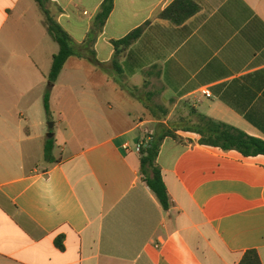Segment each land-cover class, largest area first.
I'll use <instances>...</instances> for the list:
<instances>
[{
	"label": "crops",
	"instance_id": "0c3cea01",
	"mask_svg": "<svg viewBox=\"0 0 264 264\" xmlns=\"http://www.w3.org/2000/svg\"><path fill=\"white\" fill-rule=\"evenodd\" d=\"M104 1L47 7L80 44ZM139 28L120 73L112 42ZM94 49L104 70L70 58L52 88L46 161L59 46L34 0H0V264H239L249 250L264 264V155L176 131L157 158L165 210L135 150L192 110L264 142V0H114Z\"/></svg>",
	"mask_w": 264,
	"mask_h": 264
},
{
	"label": "trees",
	"instance_id": "16d2710c",
	"mask_svg": "<svg viewBox=\"0 0 264 264\" xmlns=\"http://www.w3.org/2000/svg\"><path fill=\"white\" fill-rule=\"evenodd\" d=\"M43 16V22L49 36L58 44L59 51L53 56L50 73L47 77L49 86L44 95V109L48 121H52L50 98L51 91L57 79L70 58L77 57L87 60L93 66L105 69V65L97 59L94 45L96 42V33L101 32L108 20L114 6V0H105L99 13L94 20V27L83 43H77L70 34L55 20L47 7L49 0H34ZM143 32L139 28L121 40L113 41L115 55L112 66L115 70L122 72L119 64V58L125 55L131 44L136 42ZM131 95H135V89L129 86H123ZM167 116L168 111H163ZM197 116V121L192 119H183V124L172 126L171 129L159 125L152 136L150 142L145 145L140 153V172L151 191L155 194L163 209L168 210L171 206V200L157 158L161 145L165 138L173 137L180 139L175 134L180 130L183 132L196 133L201 136L200 143L208 146L220 147L223 150L236 149L246 156L264 155V142L251 138L234 127L218 123L213 119L190 111V116ZM55 139H46L44 146V157L46 161L51 162L54 159L53 150ZM62 239L57 240L59 248L63 249ZM239 264H262L259 254L256 250L247 251Z\"/></svg>",
	"mask_w": 264,
	"mask_h": 264
},
{
	"label": "built area",
	"instance_id": "2783aa9c",
	"mask_svg": "<svg viewBox=\"0 0 264 264\" xmlns=\"http://www.w3.org/2000/svg\"><path fill=\"white\" fill-rule=\"evenodd\" d=\"M202 95L203 96H205V97H207V98H210L211 96H212V93H211V91H210V89H204L203 91H202ZM152 139V133H150L149 131H146V138L144 139V141H142L140 144H138L137 145V147H136V152L137 153H141V150H142V148L145 146V145H147L149 142H150V140ZM126 150H128L129 149V147L126 145L125 147H124Z\"/></svg>",
	"mask_w": 264,
	"mask_h": 264
},
{
	"label": "rangeland",
	"instance_id": "374dc122",
	"mask_svg": "<svg viewBox=\"0 0 264 264\" xmlns=\"http://www.w3.org/2000/svg\"><path fill=\"white\" fill-rule=\"evenodd\" d=\"M81 80H83V79H82V76L79 74V75L77 76V78H76V81H75V80L73 81V84H74L75 86H77V88H80L79 86H80ZM41 114H42V117H43L45 120H47V122H46V130H47L46 134H47V135H48L49 133L54 134V133H53V130H54V129L51 130V131L48 133V131H49L48 123H49V122H54L53 119L56 120V118H55V117H51V118H52V121H48L47 116H46V112H45V109H44V108H42ZM51 116H52V115H51ZM45 136H46V135H45ZM45 141H46V137H45ZM58 149H59V148H57L56 153H58Z\"/></svg>",
	"mask_w": 264,
	"mask_h": 264
},
{
	"label": "water",
	"instance_id": "95a60500",
	"mask_svg": "<svg viewBox=\"0 0 264 264\" xmlns=\"http://www.w3.org/2000/svg\"><path fill=\"white\" fill-rule=\"evenodd\" d=\"M54 125H55L54 122H49V123H48V127H49V129L52 130L53 127H54ZM47 137H48V138H52V137H53V134H52V133H49V134L47 135Z\"/></svg>",
	"mask_w": 264,
	"mask_h": 264
}]
</instances>
